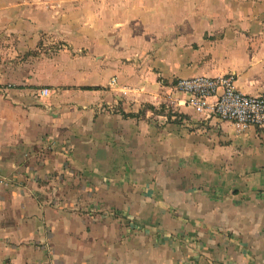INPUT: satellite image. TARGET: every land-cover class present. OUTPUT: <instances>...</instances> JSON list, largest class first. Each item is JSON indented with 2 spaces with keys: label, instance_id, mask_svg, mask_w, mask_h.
<instances>
[{
  "label": "crops",
  "instance_id": "obj_1",
  "mask_svg": "<svg viewBox=\"0 0 264 264\" xmlns=\"http://www.w3.org/2000/svg\"><path fill=\"white\" fill-rule=\"evenodd\" d=\"M227 74L264 0H0V264H264V128L172 89Z\"/></svg>",
  "mask_w": 264,
  "mask_h": 264
},
{
  "label": "built area",
  "instance_id": "obj_2",
  "mask_svg": "<svg viewBox=\"0 0 264 264\" xmlns=\"http://www.w3.org/2000/svg\"><path fill=\"white\" fill-rule=\"evenodd\" d=\"M111 84H116V80L112 79ZM172 89L182 94L184 104L198 113L214 115L240 129L250 126L264 128V96L239 91L232 74L177 78L172 83ZM41 93L47 95L49 90L44 88ZM210 98L213 101L209 102Z\"/></svg>",
  "mask_w": 264,
  "mask_h": 264
}]
</instances>
